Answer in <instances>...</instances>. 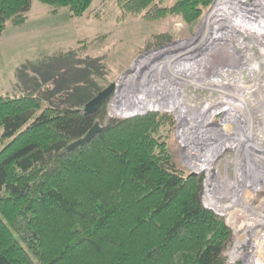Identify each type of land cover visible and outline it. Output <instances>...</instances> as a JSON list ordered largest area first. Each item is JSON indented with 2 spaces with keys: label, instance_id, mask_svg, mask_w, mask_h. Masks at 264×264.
I'll return each instance as SVG.
<instances>
[{
  "label": "trees",
  "instance_id": "trees-1",
  "mask_svg": "<svg viewBox=\"0 0 264 264\" xmlns=\"http://www.w3.org/2000/svg\"><path fill=\"white\" fill-rule=\"evenodd\" d=\"M34 0H0V42ZM48 15L87 17L95 0H36ZM123 15L193 25L214 0H117ZM166 34L155 36L158 43ZM0 95V264H227L225 219L204 208L202 179L179 168L171 114L104 119ZM97 122L86 146L69 150Z\"/></svg>",
  "mask_w": 264,
  "mask_h": 264
},
{
  "label": "rangeland",
  "instance_id": "rangeland-1",
  "mask_svg": "<svg viewBox=\"0 0 264 264\" xmlns=\"http://www.w3.org/2000/svg\"><path fill=\"white\" fill-rule=\"evenodd\" d=\"M116 1L95 0L90 9L93 11L87 17L71 20L68 11H63L58 16L48 15L50 8L34 0L26 26L14 28L9 25L0 42V95L39 96L45 107L86 110L88 103L100 92L115 84V89L108 97L110 99L103 124L148 113L171 114L176 122L169 140L174 161L179 168L200 177L205 191V187L211 186L215 171L195 173L197 169L192 170L180 152L177 134L187 145V129L197 124L195 126L199 128L196 131L190 130L194 138L221 133L264 145V21L262 25L255 24L264 19V0H246V10L251 13L245 12V7L234 13V19L242 17L247 23L253 24V29L247 30L249 26H245L244 30V26L234 27L232 24H228V28L219 27L223 33L229 29V34L225 32L226 40L219 41L208 39L214 33V24H207V18L218 0H214L213 5L193 25H186L178 19L161 22L138 20L123 15ZM175 1L165 0V5L172 6ZM258 3L262 7L261 11H257ZM226 4L224 0L221 1V6ZM232 13L231 11L227 15L228 21L234 20L230 16ZM223 14L219 12L215 20H224ZM249 19H256V22ZM237 24L238 22L235 26ZM159 34H166L164 37L168 40L158 43L155 36ZM184 53H187L184 59H174L178 54ZM205 60L211 62L209 66ZM140 62H144L141 68ZM210 79L218 80V85L221 81L243 87V99L251 116L249 123L244 122L242 111L239 112L242 117L237 115L236 107L233 112L227 110L210 118L212 113L221 111L226 106L220 104L223 99L221 88L216 87L217 84H212L215 87L211 86ZM122 93L124 98L132 99L144 94L146 100H155L157 107L151 111L121 117L113 107ZM177 101L182 105L180 108L182 107L183 113H190L184 120L175 111L161 108L162 104L170 105ZM207 107L208 115L201 118L200 112L206 111ZM206 119L209 121L206 122ZM210 121L208 127L206 123L209 124ZM179 128L182 129L180 133ZM250 130L254 134L253 139L249 136ZM185 156L190 162L191 157L188 154ZM197 159L199 158H195L193 154L192 160ZM217 168L216 174L220 176L217 180H226L223 187L218 186L224 192L221 199L226 198L228 192L233 195V185L239 192L244 191L242 183L232 181L234 173L231 168H226L225 162H220ZM246 193L242 196L249 197ZM254 219L256 222L248 220L250 225L247 233L251 226L264 228L262 218L257 215ZM241 233L243 234L240 230L237 234L232 232L233 241L224 252L225 257L235 240L241 239ZM244 241L248 247L250 239L246 238ZM261 246L264 247V243Z\"/></svg>",
  "mask_w": 264,
  "mask_h": 264
},
{
  "label": "built area",
  "instance_id": "built-area-1",
  "mask_svg": "<svg viewBox=\"0 0 264 264\" xmlns=\"http://www.w3.org/2000/svg\"><path fill=\"white\" fill-rule=\"evenodd\" d=\"M210 63L207 62L206 64L209 66ZM188 114L190 115L189 112L184 113L187 117ZM218 115L212 113L210 118ZM209 124H211V121ZM181 131L182 129L180 130L179 128L178 133ZM187 134H189V143L187 145L179 134H177V138L181 149L180 152L189 167L192 170L197 169L194 172L198 174L215 171L210 182L212 188L211 186L209 188L205 187L207 189L203 190L202 203L204 207L216 216L224 218L233 233L237 234L239 230L243 232V234L241 233V239H236L233 246L229 249L226 256L228 259L227 264H264V247L261 246L264 243V228H256L253 234H248L246 231L250 225L248 220L256 222L254 217L257 215L259 218L264 219V152L256 151L254 147L249 146L253 142L242 137L200 135L194 138L190 130H188ZM186 154L191 157L190 162L186 158ZM193 154L195 158L199 159L196 161L192 160ZM220 162H225L227 169L231 168L234 173L232 181L242 183L244 191L239 192L233 185L231 186L233 195L228 192L227 197L221 199L224 196V192L218 186L221 185L223 187V183L226 180H223V182L217 180L219 175L216 174L215 168L218 169L217 165ZM205 185L206 180L204 181ZM245 193L249 197L242 196ZM246 238L250 239L248 249L250 259L248 260L233 253L238 243Z\"/></svg>",
  "mask_w": 264,
  "mask_h": 264
},
{
  "label": "bare ground",
  "instance_id": "bare-ground-1",
  "mask_svg": "<svg viewBox=\"0 0 264 264\" xmlns=\"http://www.w3.org/2000/svg\"><path fill=\"white\" fill-rule=\"evenodd\" d=\"M221 1L222 0H218V3L213 8V10L210 12V14H209V16L207 18V24L208 25L211 26L212 24H214V33H212V35L208 39H211L212 41H217V40L219 41V39H225L226 40V35L225 34L228 33L229 29L227 31H225L226 33L225 32L223 33L218 28L222 27V26L228 28V26H227L228 24H232L234 27H243L244 26V28H243L244 30H245V26L246 27L249 26V29L246 28L247 30L253 29V27H252L253 24H251L249 22L247 23L242 17H237V18L234 19V13H237V11H240L241 7H245V9H244L245 12L251 13L249 10L248 11L246 10L248 1H246V0H227L226 1V0H224L225 2H227V4L223 5V6H221ZM256 8H257V11H261L262 10V7H261V5L259 3L256 4ZM258 9H260V10H258ZM231 11L233 13L230 16L234 20L228 21L227 15H229V13H231ZM219 12L224 13L223 14L224 20H219V19L215 20L216 16H218L217 14ZM253 18H255V16ZM249 20H251L253 22H256V19H249ZM262 21H264V19L258 20L255 24L258 25L260 23V25H262L263 24ZM236 22H238V24L235 26ZM239 22H241V23H239ZM258 35L261 37V35L259 33H258ZM186 55H187V53L178 54L176 57H174V59H177V58L179 60L180 59H184L183 57H186ZM150 58H152V57H150ZM205 62L207 63L206 60H205ZM141 64L144 65V62H140V64H139L140 67L139 68H141ZM210 82H211L210 85L214 86L212 84L216 85L218 83V80H211L210 79ZM220 83H221L220 85L217 84V86H216L218 88H221V91H222L221 93H222L223 99H222V102H220V104L226 105V106L223 107L221 111H217V112H215L213 114L214 115H218V114H221V113H223L224 111H227V110H230V111L233 112L237 108L238 109V110H236V111H238L237 115H239V112L242 111L244 113V118H243L244 122L247 123V121H248V123H249L250 119H251V116H250V114H248V110L246 109V104H245L244 99H243V93H242V91H243L242 88L243 87L240 84L239 85L238 84H227V83L224 84L221 81H220ZM226 85L228 87H224ZM172 93H171V95H172ZM176 93L178 94L179 92H176ZM141 95L142 96L134 97L132 99V98H128V97L124 98V93H122V95L119 96V100H118L117 104L113 107L114 110L117 112V114L119 116L127 117V116H130V115H136V114H140V113H143V112L151 111V110H153L154 108L157 107L155 105L158 104V103H156L155 100L152 101V100H150L148 98L146 100L144 94H141ZM177 102L174 103V104H170L169 107L166 106L165 104H162V108H170V109L174 110L179 115L178 117H180V119L184 120L183 118H185L186 116H184V113L182 112V107L180 108V106H182V105H180L179 102L178 103ZM208 111H209V107H207L206 111L200 112V114H199L200 117L202 118V117L207 116L208 115ZM239 116L242 117L241 114ZM245 117H246L247 120L245 119ZM208 121H209V119L208 120L206 119V122H208ZM183 123H184V121H183ZM188 123L190 124L189 121H188ZM196 123H198V122H196ZM206 124L208 125V127L210 126V124H208V123H206ZM195 125H197V124H194V127L192 126L191 128H188L187 130L196 131V128L198 129L199 126H195ZM197 131L207 132V130L206 131L197 130ZM218 136H226V137L231 136L232 137L233 135L217 133L216 137H218ZM249 136L251 137V139H253L252 137L254 136V134L251 133V130L249 132ZM251 142H252V140H251ZM249 146L254 147V149H256V151H258V152H264V145L261 146L260 144L250 143ZM255 229H256L255 227L251 226V228L248 230V234L249 233L252 234V231L253 230L255 231ZM240 243L241 244L238 243V245L234 249L233 253L234 254H238L239 256L245 257V258H247V260L250 259V257H249L250 253L247 250V248L249 246L246 247V242L245 241H242Z\"/></svg>",
  "mask_w": 264,
  "mask_h": 264
},
{
  "label": "water",
  "instance_id": "water-1",
  "mask_svg": "<svg viewBox=\"0 0 264 264\" xmlns=\"http://www.w3.org/2000/svg\"><path fill=\"white\" fill-rule=\"evenodd\" d=\"M116 85L112 84L104 91L100 92L88 105L86 106L85 113L86 115H94L98 112L102 104L106 101V99L111 95L113 90L115 89ZM102 130L101 124L98 122L95 124V126L92 128V130L81 140L74 143L69 150H75L80 147H84L88 145L96 136L98 133H100Z\"/></svg>",
  "mask_w": 264,
  "mask_h": 264
},
{
  "label": "crops",
  "instance_id": "crops-1",
  "mask_svg": "<svg viewBox=\"0 0 264 264\" xmlns=\"http://www.w3.org/2000/svg\"><path fill=\"white\" fill-rule=\"evenodd\" d=\"M14 76V75H13ZM15 77V76H14Z\"/></svg>",
  "mask_w": 264,
  "mask_h": 264
}]
</instances>
